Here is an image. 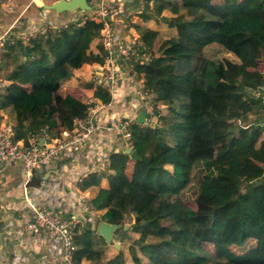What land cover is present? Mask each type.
<instances>
[{
	"label": "trees",
	"instance_id": "obj_1",
	"mask_svg": "<svg viewBox=\"0 0 264 264\" xmlns=\"http://www.w3.org/2000/svg\"><path fill=\"white\" fill-rule=\"evenodd\" d=\"M144 4L149 26L140 38L149 60L137 64L133 73L145 82L150 77L167 79L152 84V101L165 106L163 114L153 128L135 125L131 132L139 161L122 151L112 153L108 172L88 174L78 187L95 190L88 204L100 221L119 225L130 219L127 231L143 241L128 248L134 260L264 264V259L248 253L237 256L229 249L251 239L264 252V126L258 119L246 125L248 113L263 110L264 0ZM236 16L256 22L261 32L232 33ZM80 22L35 37L25 46L17 42L0 54L5 83L0 89V123L12 114L18 140L44 126L58 137L73 130L75 119L86 116L84 103L62 94L64 87L91 92L95 100L109 103L107 90L92 81L95 67L104 62L102 23ZM218 161L226 167H217ZM44 171L34 170V178L40 173L38 181L46 180ZM182 193L195 194L192 205ZM92 221L85 217L74 237V261L80 263V246L91 264H126L122 250L106 259L107 244L91 228ZM184 229L189 237L182 242ZM206 245L213 246V254Z\"/></svg>",
	"mask_w": 264,
	"mask_h": 264
},
{
	"label": "built area",
	"instance_id": "obj_2",
	"mask_svg": "<svg viewBox=\"0 0 264 264\" xmlns=\"http://www.w3.org/2000/svg\"><path fill=\"white\" fill-rule=\"evenodd\" d=\"M88 5L90 10L85 12L86 16L80 19V24L86 19L101 21L100 40L104 49V62L95 68L92 81L96 85L107 87L110 101L103 104L94 98L85 100L86 116L75 119L73 130L62 131L58 137L51 136L44 126L28 133L25 139L18 140L13 124L2 121L0 164L18 163L27 177H31L34 170H47L51 164L62 159L73 165L68 167V164H64L61 176H72L74 166L81 160L89 164L88 168L84 165L87 174L108 172L109 156L117 148V138L121 137L127 143L126 147L132 149L130 138L135 125L153 128L163 114L165 106L152 101L153 83L140 81V89L131 93L123 88V85L127 88L136 81L133 69L137 64L148 62L149 54L136 35L121 37L114 33L113 15L118 10V4L113 0H88ZM60 29L51 21H43L38 25L31 23L28 29L18 32L15 37L8 33L1 35L0 48L17 42L27 45L35 37L58 33ZM128 96L131 98L129 102ZM141 112L144 113V119L142 123H138L137 117ZM52 187L42 184L35 194H55L57 190ZM26 205L32 217L23 223V229L30 234L34 247L43 244L49 255L59 256L63 264H77L73 259L77 249L74 237L79 224L76 213L64 218L49 203L39 204L27 199ZM74 209L89 216L93 213V208L85 206L83 201L77 207L75 205Z\"/></svg>",
	"mask_w": 264,
	"mask_h": 264
},
{
	"label": "crops",
	"instance_id": "obj_3",
	"mask_svg": "<svg viewBox=\"0 0 264 264\" xmlns=\"http://www.w3.org/2000/svg\"><path fill=\"white\" fill-rule=\"evenodd\" d=\"M56 1L58 0H0V36L5 33L10 35L17 34L23 30L25 26H29L31 23L38 25L41 24V22L50 19L53 23L58 22L59 24H62L65 22L67 23L71 18L77 19L80 14H83L79 11L74 14H68L66 12L55 13L54 11H49L44 8L45 5H51ZM113 1L118 4V10L113 15L114 33L121 37H126L131 34L136 35L141 40V34L149 26L148 16L150 15L149 10L145 7L144 0ZM151 4L152 1L149 5L151 6ZM4 53V50L2 49L1 51L0 49V54L4 55ZM2 77L3 71H0V88H3L5 85ZM165 80L167 81L166 78ZM140 81L144 80L136 79V81L133 84H129L127 88L123 85V88L126 89L128 93H131L134 90L138 91L140 89ZM146 82L150 83L152 81H150V78H147ZM169 83L171 82L169 81ZM119 86L121 88L122 83ZM172 86L173 84L171 83V87ZM102 87L107 90L106 86L102 85ZM72 91H74V93H72ZM60 92L65 95L69 94L74 98L81 100L83 103L85 100L93 98L91 92L86 94L76 88L64 87L60 89ZM75 92H77L78 95H75ZM80 94L86 95L81 96L80 98ZM130 100L131 98L128 96L127 102ZM12 117V114H7L4 116L3 121L11 122L10 120ZM115 143L117 148L116 150L114 149V152L112 153L120 151L124 153L127 149V143L121 137L117 138ZM64 164H68V167L69 165H73V163L63 159L59 160L51 164V167L46 170L48 172V178L39 181L38 179L41 176L40 173L37 174L38 178H34L35 174L33 175V173L31 177H27L22 166L18 163L4 162L0 164V264H63L59 259V256L49 255L43 244L34 247L30 234L23 229V223L32 217V213L26 205L27 199L39 204L49 203L57 209V212L64 218H69L76 213L75 215H77V218L79 219L77 233L85 222V217H90L88 214L84 212L78 213L74 209L75 205L77 207L80 201H83L85 206H89L88 202L94 196L95 190L93 188L81 191L78 187L79 183H81L88 175L85 170L88 168L89 164H85L81 160L80 163H77L74 166L75 172L69 177L60 175ZM84 165L87 166V168H84ZM129 168L131 169V163L129 164ZM55 179L59 181L56 182ZM42 184L47 185L48 187L53 186L52 188H55L57 192L52 195L45 194L44 192L42 194H35V191L38 192V189L41 188ZM48 197L53 199V203L47 200ZM124 221H128V223L126 225L122 223L126 229L121 230L127 231L130 219L126 218ZM99 222L100 220L96 223L92 221L91 228L96 231ZM162 233H166V229H163ZM182 234L183 242L184 239L185 241L188 239L189 235L186 229L183 230ZM114 238L115 242L113 245H108L109 247L106 245V259L112 258L116 255L118 250H122L126 256V264H147V260L144 258L134 260L129 256L128 248L130 245L134 244L124 243L122 240L117 239L116 235ZM142 242L143 241L140 240L139 237L136 246L140 245ZM253 242L256 243L255 241ZM246 244L247 241L240 246L242 248H239L237 252L232 251V247L237 245H231L229 249L237 256L244 255L246 252L243 250L245 249ZM115 245H118V247ZM205 248L213 254L214 248L212 245H206ZM79 250L81 254L79 264H91V257L85 252V249H82L79 246Z\"/></svg>",
	"mask_w": 264,
	"mask_h": 264
},
{
	"label": "rangeland",
	"instance_id": "obj_4",
	"mask_svg": "<svg viewBox=\"0 0 264 264\" xmlns=\"http://www.w3.org/2000/svg\"><path fill=\"white\" fill-rule=\"evenodd\" d=\"M85 16H86V13L80 14L79 18H77V19L71 18V20L68 21L67 24H69V23H75V22H77L78 19H83ZM47 21H51V20L49 19ZM56 24H57V27H60L61 29L64 28L67 25L66 22L65 23H62V24H59L57 22ZM28 28H29V26H25L23 28V30H21V31H25ZM231 32L232 33L245 32L247 34H252V33H260L261 32V29L257 26V23L256 22L249 21V20H247V19L239 16V17H234V22H233V25H232V31ZM9 36L15 37L16 34L9 35ZM39 37H42V36H39ZM14 45H11V46H14ZM23 46H25V45H23ZM9 47H10L9 45H5V46H3L0 49H1V51L3 49L4 52H7L8 49H9ZM38 75H39V72L37 71L36 72V76H38ZM150 81H152L150 83H157V82H159L160 84H163V82L165 81V78L150 77ZM171 83H169V86L170 87H171ZM172 88H173V86H172ZM0 89H2V88H0ZM263 89H264V85H263ZM72 93H74V91H72ZM86 94H84V95L83 94H80V98H81V96H85ZM75 95H78V93L75 92ZM261 103H262L263 110H261L260 112H258V110L257 111L252 110L250 113H248L247 114V117H246V123H247L246 125H251V124L255 123V121H258L259 120L260 121L259 122V125L261 127L264 126V114H263L264 113V94H263V97L261 98ZM216 166L219 167V168H224V167H226V162H224V161L223 162L222 161H218L216 163ZM245 175L248 177V179H250V180L252 179L251 175L247 172L246 169H245ZM55 181L57 182L59 180H56L55 179ZM182 197H183L184 201L187 202V204L192 205L193 204V200L195 198V195L194 194H189V193H182ZM78 212L81 213V211H78ZM90 216H91V219L93 220L94 223H96V222L99 221V216L96 213L95 214L92 213ZM127 223H128V221H124L123 222L124 225H126ZM162 226L165 227V224L162 223ZM115 235H116V238L117 239H120L124 243L126 242L128 244H135L137 242L138 238L140 237L138 235L129 233L126 230H118ZM184 241H185V239L183 240V242ZM246 241H247V244L245 245V249L243 251L246 252V254L248 253L254 259H264V252L261 253L262 249L259 248L256 245V243H254L253 241H251V240H249V241L248 240H245V242ZM243 244L241 243L240 245H237L235 247H232V251L233 252H237L239 250V248H242L240 246H242Z\"/></svg>",
	"mask_w": 264,
	"mask_h": 264
},
{
	"label": "water",
	"instance_id": "obj_5",
	"mask_svg": "<svg viewBox=\"0 0 264 264\" xmlns=\"http://www.w3.org/2000/svg\"><path fill=\"white\" fill-rule=\"evenodd\" d=\"M44 8L49 11H54L55 13H63L66 12L68 14H74L76 12L85 13L90 10V6L88 5V0H58L51 5H45ZM144 119V113H139L137 117V122L142 123ZM124 154H128L130 160L139 161L140 157L136 154V152L130 148H127L124 151ZM126 229L121 224L114 225L110 223H106L104 221H100L96 228V234L100 236L103 241L107 245H113L115 242L114 235L118 230ZM118 247V245H115Z\"/></svg>",
	"mask_w": 264,
	"mask_h": 264
},
{
	"label": "clouds",
	"instance_id": "obj_6",
	"mask_svg": "<svg viewBox=\"0 0 264 264\" xmlns=\"http://www.w3.org/2000/svg\"><path fill=\"white\" fill-rule=\"evenodd\" d=\"M91 218V217H90Z\"/></svg>",
	"mask_w": 264,
	"mask_h": 264
}]
</instances>
